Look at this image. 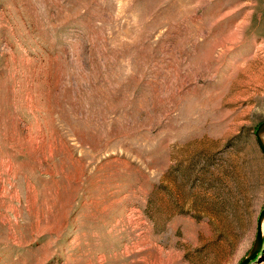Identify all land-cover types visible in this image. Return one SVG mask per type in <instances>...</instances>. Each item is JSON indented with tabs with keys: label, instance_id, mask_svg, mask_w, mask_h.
Wrapping results in <instances>:
<instances>
[{
	"label": "rangeland",
	"instance_id": "1",
	"mask_svg": "<svg viewBox=\"0 0 264 264\" xmlns=\"http://www.w3.org/2000/svg\"><path fill=\"white\" fill-rule=\"evenodd\" d=\"M263 121L264 0H0V264H240Z\"/></svg>",
	"mask_w": 264,
	"mask_h": 264
},
{
	"label": "water",
	"instance_id": "2",
	"mask_svg": "<svg viewBox=\"0 0 264 264\" xmlns=\"http://www.w3.org/2000/svg\"><path fill=\"white\" fill-rule=\"evenodd\" d=\"M256 141L264 156V121L259 124L256 132ZM264 240V208L261 210L257 220V230L252 248L240 264H250L263 247Z\"/></svg>",
	"mask_w": 264,
	"mask_h": 264
}]
</instances>
